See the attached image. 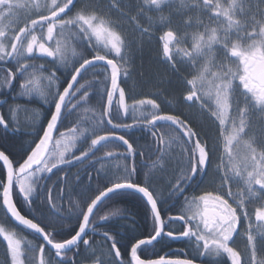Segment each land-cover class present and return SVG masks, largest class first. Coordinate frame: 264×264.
Masks as SVG:
<instances>
[{"label": "snow or ice", "instance_id": "snow-or-ice-1", "mask_svg": "<svg viewBox=\"0 0 264 264\" xmlns=\"http://www.w3.org/2000/svg\"><path fill=\"white\" fill-rule=\"evenodd\" d=\"M170 2L172 0H144L145 4L155 6L157 10ZM180 4L183 8L206 10L211 14L210 22L214 21L216 26L204 25L203 32H193L189 50L179 47L182 41L178 33L168 26L171 23L168 21L164 25L168 30L161 37L162 54L171 68L178 71L177 63L185 61L183 58L176 61L172 47L175 42L177 55L182 53L183 57L188 58V63L194 66L199 64L196 74L191 79H186L187 94L184 100L194 104L201 102L200 109L208 108L211 116L219 122V136L222 138L223 152L227 155L229 163L222 175L221 165L214 169L216 176L212 182V191L204 190L202 195H194L190 199L184 194L204 183L213 162L216 145H210L179 116L161 114L160 105L154 99L134 100L132 105L126 103L125 90L120 86L122 66L119 63V60H124L125 38L110 20L104 18L99 5L84 3L75 15L69 16L76 8L74 0H51L43 6L44 11L33 13L37 18L29 16L23 27L13 29L11 24L0 26V62H3L0 64V71L6 72L3 87L11 90L15 87L13 82L19 79L22 82L19 83V90L14 94V98L17 95L31 97L34 92H39L44 98V103L54 104V111L46 129L43 130V136L39 137L38 142L35 139L28 142L30 151L26 158H20L22 162L10 159L11 153L6 154L7 149L0 146V168L6 170L5 178L0 179V207L17 226L42 238L44 243L38 247V264H47L44 258L45 245L54 250L55 257L59 258L57 264H74L68 254L73 250H77L78 254L81 242L86 249L91 250L89 239L84 237L93 222L90 220L93 209L102 198L120 196L141 199L151 220V234L131 244V259L128 264H195L190 258L173 259L166 258V255H161L158 259H141L138 251L142 247L145 250L154 248V242L161 237L186 238L194 246L195 255L201 257L226 256L230 264H264V257H258L257 248L258 238L264 245V141L258 147L255 137L250 136L248 131L251 128L250 114L258 112L264 117V7H261L264 0H180ZM253 4L256 6L255 11ZM121 5L122 0H109V11L121 12L129 23L135 26L134 30L139 31L141 36L147 35L152 18L148 17L149 27L140 23L139 16L144 14L143 7L138 5V14L133 16L124 12ZM21 7L25 5L14 0H0V21L13 16V10ZM40 7L38 3L35 5L36 9ZM164 20L165 18L161 17V21ZM192 23L193 18L189 17L185 21V27H191ZM196 23L203 24L199 18ZM66 30L67 37L80 48L74 60L69 59L67 55L68 45L64 39ZM37 32L40 33L39 38ZM58 36L61 39H57ZM89 49L94 53L90 58L86 54ZM38 56L51 58L56 71L49 72L43 66L38 67L33 62ZM110 56L112 58H109ZM5 65L8 67L5 68ZM60 70L61 74L57 75ZM90 70L93 79L87 80L85 74ZM66 76H70V79L66 81L67 86L63 87L61 92V81ZM38 81H47L49 88H54L55 91L46 92L37 88ZM90 93L96 94L97 104L102 105V110L94 114L91 122L89 133L94 138L91 139L88 149L82 151L79 156L71 153L82 134L79 126L69 129L67 136L61 133V137L67 142L57 140L56 149H50L53 130L57 129L59 123L71 117L78 107L87 103ZM3 102L0 100V103ZM146 105H150L155 111L147 114L141 111L139 116L135 115L137 109H143ZM12 111L13 109L9 108V113ZM130 111L133 113V122H123L122 116H128ZM30 127V134L35 136V125ZM133 127H143L150 132L156 152L169 154V147L177 141L183 145L178 160V172L169 180L167 192L158 191L151 183L139 182L136 179L137 168L133 163L125 165L119 173L106 175L104 179L110 186L100 190L99 194L91 199V203H87L83 198L74 203L69 193L68 208L61 207L59 201L64 198L61 193L67 189L69 177L65 172L62 180L65 189L54 192L57 181L49 175H55L53 169L60 173L65 171L61 165L70 166L73 160L84 163L90 158V153L95 156L92 149L98 145L100 147L97 151L105 150L102 158L127 160L137 153L144 156L146 146L136 148L125 135L115 131H128ZM0 128L5 132L11 129L13 133L27 130L26 126L6 119L3 114H0ZM166 136L169 138L167 141ZM116 142H122V145L126 146L123 151H117ZM33 143L34 147L31 146ZM240 144H243L245 149L242 155L234 153V148ZM218 159L222 160V157ZM76 178L78 179V175ZM238 182L243 183L244 189L234 193L231 185ZM14 194L22 197V202L27 208L26 214H21L17 208ZM182 196L184 206L180 214L167 217L168 223H183V230L174 234L172 230H165L166 222L161 216V205ZM229 200H232V203H229ZM253 202L259 203L254 213L255 220L259 222L255 230L247 211V204ZM40 217H43L42 221ZM71 217L76 218L79 230L70 239L57 240L59 232H56V227L59 225L70 228L71 225L66 221ZM242 218L248 221L245 232L240 234L246 235L247 238V259L230 243L233 242L234 235L238 234ZM107 219L106 216L100 217V220ZM42 222L44 226H41ZM49 228L51 231L46 230ZM92 232L95 234L96 229H92ZM0 235L7 241L6 256L10 255V264H24L21 259L25 255L21 248L22 241L2 227ZM102 235L106 242L110 241L108 252L109 256L114 253V264H125L124 260L120 259L121 251L117 247L118 233L109 235L108 231H104ZM28 251L34 252L36 249L29 246ZM92 251L95 255L94 250ZM95 264L106 262L97 258ZM108 264H112V261H108ZM215 264H219V261Z\"/></svg>", "mask_w": 264, "mask_h": 264}, {"label": "trees", "instance_id": "trees-1", "mask_svg": "<svg viewBox=\"0 0 264 264\" xmlns=\"http://www.w3.org/2000/svg\"><path fill=\"white\" fill-rule=\"evenodd\" d=\"M75 49V51H73ZM80 51L79 47H76L75 44L72 45V56H70V59L74 60L76 54H78ZM88 58L91 57L92 51L91 49L88 50L86 53ZM109 58H112L111 56ZM119 60V58H117ZM121 61V60H120ZM157 63H160V57L157 58ZM78 66V65H77ZM61 71H57V73L61 74ZM50 72V71H49ZM47 74V73H46ZM122 74H124V68H122ZM70 79V76H66L62 78L61 85L59 90L62 92L63 87H66L67 80ZM85 79L92 80L93 76L91 75V70L89 73L85 74ZM84 82V81H81ZM123 84V83H122ZM124 85V84H123ZM54 89V88H53ZM186 89V88H185ZM55 91V89H54ZM186 92V90H185ZM79 93L77 94V97H79ZM183 97V96H182ZM134 98V97H132ZM44 102V98H42ZM134 100L131 98H128V104L132 105ZM106 102V98H105ZM48 107L46 108H40L36 109L34 111V107L32 108V111H34L37 115L40 114V112L43 111V118L49 121L51 117V113L54 109V104H47ZM102 110V105L97 104V96L95 93H90V100L83 104L81 107H78L73 115L67 119H65L62 123L59 125V136L61 138V133H65V135L68 134L69 129L75 128L77 126L80 127L82 134L80 135V139L76 142V147L71 149L72 155L79 156L82 151H86L88 147L91 144V139L94 138V136H91L89 133V129L91 126V122L93 120L94 114H98ZM141 111L144 114H147L151 111H155V109H152L150 105L144 106L143 109H137L135 112V115L139 116L141 114ZM159 112L161 114H164L168 112L167 108L164 105H160ZM39 113V114H38ZM132 115L133 113L130 111L128 116H122V120L125 123H132ZM42 117V114H41ZM159 126V125H158ZM110 128V126H107ZM45 129V123H41L40 128L36 127V135L35 138H27L26 141L21 140V138L15 137V136H1L0 135V144L4 145L9 151L13 152L20 156H26L27 153L30 151V148L28 146V141H31L35 139L36 142H38L39 137L42 136L43 130ZM117 132H119L122 135H125L126 139H129L131 143H133L134 147L139 148L140 146L144 145L145 147V155L141 156L139 153H137L134 157H130L129 159L125 160L123 158H102L103 152L105 150L97 151V149H92V152L95 153V156L93 157L90 153V158L88 160H85L84 163H77L75 160L72 161V164L70 166H60L65 171L61 172V182H59L58 186L55 191H59L61 189H65V185L62 183V180L64 178V175L62 173L69 172V184L67 186V189L62 192L61 194L64 196L62 200L59 202H62L63 205H69L67 196L69 193H71V198L74 203H78L83 198H88L93 194V198L95 195L99 193L100 190H103L106 186H109L107 184L104 177L106 175H110L113 173H119L125 165H131L135 164L137 168V174L136 179L143 183L148 184L153 181H158L159 178L157 176L156 170H162L165 171L166 165L169 168L168 163H166L167 155L160 152H156L154 150V140L150 134V132L146 131L143 127H133L132 129L125 131L124 133L120 129H116ZM29 133V132H28ZM103 134V133H100ZM85 136L87 139L85 140ZM66 140V139H64ZM165 140H168V137H165ZM25 143V144H24ZM32 147L35 146L33 143L31 145ZM117 151H123L125 146L122 145V142H116ZM161 147H165V145H161ZM25 151V153H24ZM158 154H161V157H158ZM180 156V155H178ZM169 162V161H168ZM178 161H176L177 163ZM147 173L148 175H145ZM78 175V179L76 178ZM56 176L53 175V180ZM163 178H169V180L173 179L174 176L165 175ZM160 181V180H159ZM158 181V182H159ZM91 185V187H89ZM164 185V186H163ZM157 184L155 186L158 191H164L165 193L168 190V182L165 181V184L163 183ZM165 187V188H163ZM79 193V195L77 194ZM138 198L132 197H111L107 199V201L104 203V205L100 208L101 214L104 213V216H107L108 219L102 223L96 226L98 229L96 232L99 233V237L103 234L102 232L108 231L109 235H116L117 233H130L131 241L127 239V237L123 236L121 239L118 240V248H120L121 256L124 258L129 257L130 254V248L131 244L136 242L138 240V236H142L144 238L148 237V235L151 234V226H147L144 224L146 220L145 212L142 208H140L138 204ZM141 201V200H140ZM171 201H167V203L164 205L166 206V212L168 208H170ZM86 209V204L83 205ZM22 213L23 210L21 207H18ZM108 213V214H107ZM25 214V213H24ZM81 218V217H80ZM135 218V220H134ZM74 221H76V218H71ZM81 220V219H80ZM98 224V223H97ZM0 227H12V228H18L22 231L23 237L25 241H30L34 237L33 233L22 229L21 227L17 226V224L4 212V209L0 207ZM145 227V230H144ZM78 228L77 226L74 228V232H76ZM119 237V234L117 235V238ZM67 238V237H62ZM62 240V239H60ZM130 241V242H129ZM110 241L106 242L104 239H101V241L97 244H94L91 246L94 250L95 255H93V251L90 252H81L79 255L73 256V262H77L78 264H90L86 261H92L95 263L97 258L104 259L105 261H112V264H114V253L109 256V247H110ZM129 242V246H125L123 243ZM108 243L109 245L104 246V244ZM122 244V245H120ZM171 239L165 238L163 240H160L158 243L154 244V248H149V253L153 257L161 256L162 253H165L170 248ZM176 246V245H174ZM173 246V247H174ZM6 248L7 244L5 240L1 237L0 238V262L2 260V263L0 264H10L9 260H7L6 256ZM157 248L159 250V253L155 250ZM103 251L105 254H103ZM144 251V250H143ZM142 251V252H143ZM125 255V256H123ZM105 256H108L109 259H106ZM141 256L144 257V255L141 254ZM44 258L47 261V264H57V258L55 257L54 253L50 251L48 248L45 247V254Z\"/></svg>", "mask_w": 264, "mask_h": 264}, {"label": "rangeland", "instance_id": "rangeland-1", "mask_svg": "<svg viewBox=\"0 0 264 264\" xmlns=\"http://www.w3.org/2000/svg\"><path fill=\"white\" fill-rule=\"evenodd\" d=\"M26 1L28 2V0ZM14 2H17L19 4L23 3L22 0H14ZM50 2L51 0H48V3ZM222 2H226V0H222ZM84 3H92L94 5H99L100 10L104 14V18L110 20L111 23L114 26H116V30L120 31L125 38L126 47L123 53L124 60H122L124 74L121 77L122 83L125 86L124 88L125 96L128 95L127 98H131V97H137L143 95L145 96L153 95V99H155V101L159 105H164V106L166 105L163 103L164 98L162 97V95L166 96L167 93H173V91H176L177 89L183 90V87L187 86L186 79H191L192 76L196 74V69H198L199 67V64L194 66L191 63H188L187 62L188 58L183 57L182 53L179 55L175 53V48L177 47L175 42H173L172 45L174 49V57L176 61H180L181 58H183L185 63L178 62L176 65L178 71H176L173 70L170 64L165 61L162 54L163 45L161 44V40L158 38L159 35L163 36V33L166 30H168V28L165 27L164 25L167 24L168 21H170L171 23L168 26L178 33V37L182 41L179 47L188 48L189 50L192 43L191 34L193 32L196 31L203 32L204 25H210L211 27L216 26V23L214 21L210 22L209 17L211 14L208 13L206 10L197 11L193 8H183L180 4V0H172V2L162 5L159 10H157L155 6H150L145 4L144 0H122L121 7L123 8L124 12H126L128 15H133V16L137 15L138 5L143 7L144 14L139 16V20L144 27H149L150 22L148 20V17L152 18L151 27L149 28V33L147 35L141 36L140 32L134 30L135 26L129 23L128 19L125 16H123L121 12L116 10L109 11V0H79V5L77 6L76 11L79 10ZM38 4L41 6L39 9H36L33 3H31V6L27 7L29 8L30 11L28 12L27 9V12L29 13L26 16L27 18L31 16V18L35 19L37 17L33 13L44 10L43 6L45 4L42 3L41 0L40 2H38ZM255 7H256L255 4H253V11H255ZM261 7H264V5H262ZM16 9L13 10L15 14L21 13L20 11L17 12ZM20 10L22 9L20 8ZM161 17H164L165 20L161 21ZM189 17L193 18L192 26L185 27V21ZM197 18H199V20L202 21L203 24H197L196 23ZM20 20H23V18L11 16L5 18L6 21L5 24L6 25L11 24V27L15 29L18 26L15 24L16 21H20ZM36 35L39 38L40 33L37 32ZM57 39H61V37L58 36ZM64 39L66 40L67 44L70 43L69 38L67 37V30ZM93 43H96L95 37H93ZM158 56L160 57V63L159 62L157 63L156 61ZM179 79H181V82H177ZM38 82L36 84V87L41 89V85H38ZM178 93L179 92H174L175 95ZM186 94L187 92H185V95ZM179 98L176 99V102H179ZM181 101L186 102L184 100V97H182ZM170 102H173L171 104H174V100L172 101L170 100L168 103L170 104ZM200 103L201 102H196L197 107H195V113L189 110L191 118L194 120H201L208 122L209 123L208 127L215 129L219 133V127H218L219 122L215 120V117L211 116V113L208 108L201 110L199 106ZM187 106H189L190 108V106L193 105L188 103ZM166 108L170 109L168 107ZM260 119H264V117L261 118V115L258 112L250 114V121L254 120L255 123L258 124L259 121H263ZM210 123H214V124H210ZM59 140H62L63 143L67 142L62 137ZM238 146L242 147L241 144ZM257 146L259 147L260 145L257 144ZM2 228H5L10 233H14L15 238L20 239L22 241V244L25 242L28 243V241H25V239L22 237L23 233L20 229L10 227L11 230H9L10 229L9 227H2ZM12 229L14 231H12ZM1 237L3 238L2 235ZM5 242L7 244L6 240ZM22 244H21V248H22ZM28 247H24L25 250L22 248V251H24L25 255L22 256L21 259L24 260V264H38V259H39L38 249L31 246L32 248L36 249V251L33 252V251H28ZM0 263H2V260Z\"/></svg>", "mask_w": 264, "mask_h": 264}, {"label": "flooded vegetation", "instance_id": "flooded-vegetation-1", "mask_svg": "<svg viewBox=\"0 0 264 264\" xmlns=\"http://www.w3.org/2000/svg\"><path fill=\"white\" fill-rule=\"evenodd\" d=\"M22 1H23V3H21V4L25 5V7H21L22 10H20V8L16 9L17 12L20 11L21 13L15 14L13 11V16L23 18V20L16 21L15 24L18 25L17 27H23L24 22L28 19L26 16L29 14L28 12H30V11H29V8H27V7L31 6V3H33V5L35 6L38 2H40V0H28V2L26 0H22ZM41 2L44 4H47L48 0H41ZM78 5H79V1L76 3V8H74L72 10V12L69 13V16L75 15V13H76L75 11H76ZM27 9H28V12H27ZM12 18H14V17H12ZM64 18H68V17H64ZM5 23H6L5 19H3L2 21H0V26L6 25ZM11 28H13V27H11ZM67 45H68V52H67V54H68L71 52V49H70L69 44H67ZM33 62L38 67L43 66L44 68H47L48 71H56V68H54L52 63H51V58L38 56L34 59ZM2 63L3 62H0V64H2ZM4 67L7 68L8 65H5ZM13 71H15L14 68H13ZM30 71H31V69H30ZM5 75H6L5 71H0V100L4 101L3 103H0V114L5 115L6 119L15 120L19 124H21L22 126H26L27 130L25 132H21V133H13L11 131V129H9L7 132H5L2 128H0V135L3 137L9 136V135L15 136V137L21 138V140L27 142L26 141L27 138H29V139L32 137L35 138V136L30 134L32 132L30 125H32L34 123L36 127L40 128L41 123H45V127L48 123V121L46 123V119L43 118V111L40 112V114L38 113L39 115H37L34 111H32V108L33 107L36 108L37 105H40V108H42V106H43V108L47 109L48 105L43 102V100H42L43 97L40 96L39 92H34L31 97H22V96L17 95L14 98V94L16 92H18V90H19L18 85L22 81L17 79L16 81L13 82L15 85V87L13 89H11V90L6 89L3 87V80H4ZM37 75H39V73H37ZM45 75H47V74L45 73ZM57 75H60V73H57ZM237 83H238V81H237ZM38 85H41V89L46 91V92L54 91L53 88L52 89L49 88L47 81H39ZM187 105H188V103H186V106ZM195 107H197L196 103L193 106H190V108H189V106H187V108L185 109L186 111L184 113L175 111L174 109H170V110H168V112L164 113V114L176 115V116H179L182 120H186L189 123V125L193 128V130L198 132L201 137L206 139L210 145H213V144L216 145V152L213 155L212 165L208 169V176L205 178L204 183H202L198 188L189 189L185 192L184 195L187 196L189 199L194 195L195 196L202 195L204 190H207V191L213 190L214 185L212 182L216 176L214 169L216 168L217 165H221V173H220L221 175L224 174L227 167H229L228 157L223 152V141H222V138L219 136V133L215 129L208 127V125H209L208 122L201 121V120H194L191 118L189 110H191V112L195 113ZM9 108L13 109V111L11 113H9ZM40 108H37V109H40ZM53 111H54V109H53ZM41 114H42V117H41ZM260 120H263V121H259L258 124H256L254 120H251V128L248 130L249 135L254 136L256 141H257V144H259V145L262 141H264V137H262V136H264V119H260ZM210 124H214V123H210ZM122 132L124 133L125 131L122 130ZM58 135L59 134H57L56 137ZM245 139H247V137H245ZM241 145H242V147L241 146L239 147L237 145L234 148V153H237L240 155H242L244 153L245 149L243 147V144H241ZM0 146H3V148H6L2 144H0ZM182 148H183V145L179 141L173 143L169 147V154L168 155L172 156L171 159L174 160V164L176 163V161L179 160L180 156H177V154L181 153ZM8 153H11L10 159L14 158V159L20 160V162H22V159H20L22 156H20V154L17 157L15 153H13L7 149L6 154H8ZM24 153H25V151H24ZM23 157L26 158V156H23ZM158 157L160 158L161 154H158ZM177 157H179V158H177ZM218 157H222V160L218 159ZM0 164H2V162H0ZM2 171L5 172V176H6V170H4L3 168H0V172H2ZM69 172L70 171L67 172L68 176H69ZM53 173L55 174L54 176H56L55 181H57L56 187H55V189H56L59 182H61L62 175H61V172L57 173L56 169H53ZM62 174L65 175V173H62ZM176 174H177V172L174 170L171 172L172 176H175ZM49 175H51L53 178V174H49ZM5 176H4V178H5ZM58 177L60 178L59 180L57 179ZM217 183H218V181H217ZM255 187L258 188L259 186H255ZM231 188H232V191L234 193H237V192L244 189V185L242 182L233 183L231 185ZM181 198L184 199L183 196ZM174 200H177V199H174ZM16 202H17V205H19L18 207H21L22 209H27L26 206L22 202V197H20L19 195H18ZM59 203H61V202H59ZM229 203H232V200H229ZM171 204H172L171 208L174 207L175 203L172 202ZM183 206H184V204H182V207L179 209V211H177V213H175V210L173 209L172 212L167 217L179 215ZM258 206H259L258 202H253V203L247 204V211L249 212V214L251 216V223L253 224V230H255L256 225L259 223L258 221L255 220V215H254L255 209ZM211 210L212 209H209V211H211ZM167 217L166 218L164 217L167 230H172L174 232V234L183 230V223L182 222L168 223ZM247 225H248V221H245L242 218V222L238 228V234L234 235L233 242H230V243H232V246H234L238 251H240L242 253V256L244 259L248 258L249 250L246 247L247 246L246 235H240V234L245 232ZM96 226H97V223H95V222L91 223V227L87 232L88 234L84 237L85 239H87V237L88 238H94L95 234L99 235L98 232H95V234H93V232H92V229H96V231L98 230L96 228ZM76 231H78V228ZM61 238L62 237H60V236H56L57 240H59ZM67 239H69V238H67ZM163 239H165V238H163ZM171 243L172 244H170V248L165 252L168 256H170L172 258H190V259H193L198 264H215L216 261H219V264H230V261L227 259L226 256H224L223 258H211V257H201L198 255H195L194 246L186 238H184V239H182V241H178V242L171 241ZM106 245L108 246L109 244L108 243L104 244V246H106ZM174 245H176V246H174ZM84 248H85V246L81 242L80 248L78 249V254H77V250H73V252H71V253L79 255L81 253V250ZM257 248H258V257H264V245L261 244V242L259 241V238H258ZM141 254L144 255V257L143 256L142 257L146 260L153 258V256L150 255V253H149V248L146 250L144 249V251L141 252L140 255Z\"/></svg>", "mask_w": 264, "mask_h": 264}, {"label": "bare ground", "instance_id": "bare-ground-1", "mask_svg": "<svg viewBox=\"0 0 264 264\" xmlns=\"http://www.w3.org/2000/svg\"><path fill=\"white\" fill-rule=\"evenodd\" d=\"M177 82H181V79H179ZM184 83V82H183ZM186 88V89H185ZM175 89H177V88H175ZM185 90H186V92H187V86L186 87H183V90L181 89H177L176 91H173V93H167L166 94V96H164V95H162V97L164 98L163 100H164V104L166 105L165 107H168V108H170V109H174L175 111H178V112H181V113H184L186 110V108H187V106H186V102H183V101H181L182 100V96L184 97L185 96ZM174 92H179L178 94H174ZM180 97V98H179ZM179 98V102H176V99H178ZM131 99L132 100H140V99H153V95L152 96H145V95H143V96H137V97H134V98H132L131 97ZM155 100V99H154ZM172 101V100H174V104H171V103H173V102H170V104L168 103L169 101ZM177 103V104H176ZM37 108H40V105H37V107L34 109V111L37 109ZM170 109H167V110H170ZM34 124V123H33ZM32 124V125H33ZM35 125V124H34ZM36 127V126H35ZM32 129V128H31ZM178 155H180V153L179 154H177V156ZM172 158V156H170V155H167V160L169 161H167L166 163H168V165H169V168H168V166L166 165V169H165V171H160V170H156V172L155 173H157V176H158V178H159V182L157 181H153V182H150L154 187L155 186H157V184H161V186L163 185V183L165 184V181L166 182H169V178H163L165 175L167 176V175H170L171 174V172L174 170V171H176V172H178V169H179V165H178V162L177 163H175L174 164V160L173 159H171ZM177 158H179V157H177ZM4 176H5V172H0V179H4ZM110 186V185H109ZM164 186V185H163ZM163 188H165V187H163ZM166 190V189H165ZM164 190V191H165ZM99 194V193H98ZM97 194V195H98ZM96 196V195H95ZM95 196H94V198H95ZM125 197H129V198H132V196H125ZM17 198H18V195H16V194H14V196H13V199L15 200V202H16V200H17ZM93 198V194L91 195V196H89L88 198H85V200H86V202L87 203H91V199H94ZM141 199H139V200H137L138 201V204H139V206H140V208H142L143 210H144V212H145V216H146V220H145V222H144V224L145 225H147V226H151V220H150V218H149V214H148V212L146 211V208H145V204H144V202L141 200ZM107 201V199H105L104 198V200H103V202H101V204L97 207V209H96V211L94 212V214H93V216H92V218L94 219V221H95V223H98L97 225H99V224H102V223H105L104 222V220H100V217H102V216H104L103 214L104 213H102L101 214V212H100V208L104 205V203ZM172 202H174L175 203V205H174V207H172L171 208V206H172V204L170 205V208H168V210H167V212H166V206H164V205H161V216H162V219H164V217L166 218L171 212H172V210L174 209L175 210V213H177V211H179V209L182 207V204H184L183 202H184V199L183 198H178L177 200H171ZM16 204H17V202H16ZM60 205H61V207H63V208H65V209H67L68 208V206L69 205H63V203L61 202L60 203ZM17 206H19V205H17ZM5 212V211H4ZM23 212L26 214L27 213V210H23ZM24 213H22V214H24ZM108 214V213H107ZM45 215H47V213H45ZM107 217V216H106ZM29 218H31V216H29ZM71 218H73V217H71ZM71 218H68V220L66 221V223L67 224H69V225H71V227L69 228V227H61V226H57L56 227V232H59V235H57V236H60V237H67V238H71V236L72 235H75V232H74V228L77 226V224H78V222H77V220L76 221H74L73 219H71ZM108 218V217H107ZM41 221L43 220V217H40L39 218ZM81 219V221H82V217L80 218ZM134 220H135V218H134ZM136 221V220H135ZM41 226H44V223L42 222L41 223ZM61 228V229H60ZM79 229V228H78ZM46 230H49V231H51V228H49V229H46ZM144 230H145V227H144ZM166 231H167V228L165 229ZM103 233V232H102ZM119 234V237L117 238V239H121V237L123 236V238L124 237H127V239L128 240H130L131 239V236H130V233H128V234H126V233H118ZM33 235H34V237L32 238V239H30V241L27 243V242H25V243H23L22 244V248L24 249V247H28V246H33V247H35V248H38L39 247V245L40 244H43V240H42V238H39L38 237V235L37 234H34L33 233ZM149 236V235H148ZM0 238H1V235H0ZM163 238H169V237H161L158 241H156V242H154V244H156V243H158L160 240H162ZM87 239H89V241H90V243H91V246L92 245H94V244H97V243H99L100 241H101V239H104L103 238V235H101L100 237H98V234H95V236H94V238H88L87 237ZM138 239H144V237H142V236H138ZM131 241V240H130ZM129 241V242H130ZM127 243V242H125V243H123L125 246H129L130 245V243ZM135 243V242H134ZM27 244V245H26ZM120 245H122V244H120ZM104 246V245H103ZM117 246H118V244H117ZM151 248V247H150ZM92 249L93 248H91V250H89V249H86V248H84V249H82L81 250V252H90V251H92ZM130 250H131V248H130ZM144 250V248L142 247L141 248V250L140 251H138V255H140V253L142 252ZM155 250L159 253V250L157 249V248H155ZM103 254H105V252L103 251ZM166 254V252L165 253H162L161 255H165ZM73 256H76V257H78L77 256V254H74V253H72V254H70L69 255V257L71 258V260L73 261ZM123 256H125V255H123ZM141 256V255H140ZM105 258L106 259H109V257L108 256H105ZM159 258V256H157V257H153L152 259H158ZM166 258H172V257H170V256H168L167 254H166ZM58 259L59 258H57V261H58ZM120 259H122V260H124V262H125V264H128V262L130 261V259H131V255L129 254V257H128V259L127 258H123V257H120ZM173 259H175V258H173ZM180 259H184V258H180ZM7 260H9V262H10V258H9V255L7 256ZM86 262H89L90 264H95V263H93L92 261H86ZM106 262V264H108V261H105ZM74 264H78L77 262H74ZM195 264H198L197 262H195Z\"/></svg>", "mask_w": 264, "mask_h": 264}, {"label": "water", "instance_id": "water-1", "mask_svg": "<svg viewBox=\"0 0 264 264\" xmlns=\"http://www.w3.org/2000/svg\"><path fill=\"white\" fill-rule=\"evenodd\" d=\"M77 0H74V2H76ZM80 78L78 77V80H79ZM59 125V124H58ZM56 131H57V129H55V130H53V133H52V136H53V139H52V141H51V143H50V145H49V147H51V145H52V143H53V140H54V138H55V135H56ZM103 200H104V198H102V200L100 201V202H98V204H97V206L93 209V214H94V212L96 211V209H97V207L101 204V202H103ZM22 214V213H21ZM93 216V215H92ZM92 216L90 217V220H91V218H92ZM87 231V230H86ZM160 238H158V240H159ZM175 239H178V238H175ZM180 240H181V238H179ZM178 239V240H179ZM157 240V241H158ZM156 242V241H155ZM48 247H50V246H48ZM53 250V249H52ZM54 251V250H53Z\"/></svg>", "mask_w": 264, "mask_h": 264}]
</instances>
